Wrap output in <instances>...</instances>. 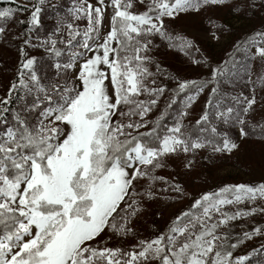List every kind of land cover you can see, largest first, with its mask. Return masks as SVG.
Masks as SVG:
<instances>
[{"label":"snow or ice","instance_id":"6c2138e0","mask_svg":"<svg viewBox=\"0 0 264 264\" xmlns=\"http://www.w3.org/2000/svg\"><path fill=\"white\" fill-rule=\"evenodd\" d=\"M223 2L96 0L94 5L79 0L69 10L73 22L57 13L51 36L36 44L30 35L23 40L16 77L0 97V264H246L264 251L261 245L233 257L240 244L264 235L261 227L245 231L235 243L228 232L220 231L241 218L264 214V207L258 206L225 211L228 206L264 203V183L204 192L153 237L138 239L128 250L108 246L114 238L136 236L132 225L144 202L158 199L152 182L168 183L155 175L167 166L166 157L209 146L228 153L239 147L226 136L219 145L205 137V133L221 136L212 115L224 124L239 125L242 138L249 135L245 116L257 103L255 95L232 97L241 107L221 109L220 101H213L217 87L211 89L196 121L200 135L193 138L182 122L195 95L186 97L185 110L174 125L162 124L181 93L195 88L198 95L208 83H218L217 77L227 71L224 67L212 70V81H178L165 110L155 121L147 119L168 91L166 86H155V79L153 86L145 83L155 75L146 64L150 57L144 55L152 43L148 38L159 35L172 41L165 18ZM45 3L37 0L31 9L0 8V38L7 22L23 11H30L26 30L30 34L40 24V5ZM137 5L145 11H132ZM83 20L87 21L83 27L74 23ZM179 39L181 49L191 46ZM257 41L264 45V32L256 33L248 44L256 46ZM29 47L44 50L55 69L54 79L45 82L39 58L29 56ZM256 56L264 60V46H257ZM249 82L253 83L251 75ZM256 87L264 89V76L254 82L253 91ZM14 101L20 102L18 108L11 107ZM213 107L214 114L208 111ZM258 127L264 136V125ZM141 180L149 181L143 192L137 191ZM167 190L177 193V199L187 196L179 183H168Z\"/></svg>","mask_w":264,"mask_h":264},{"label":"rangeland","instance_id":"374dc122","mask_svg":"<svg viewBox=\"0 0 264 264\" xmlns=\"http://www.w3.org/2000/svg\"><path fill=\"white\" fill-rule=\"evenodd\" d=\"M15 1L25 2V0ZM89 2L96 4V0H89ZM76 3H79V0H76ZM132 11L143 12L145 7L137 5ZM108 12L110 13L111 9H108ZM168 23L177 26L186 41L190 42L193 49L196 47L198 50H193L191 53L178 51L173 47H168L166 41L159 35L149 37L148 39H151L152 43L144 55L150 56V59L154 56L158 61L170 63L174 66L170 69L169 67L163 68L161 75H159V72H156L151 66L149 67V62H146L149 70L155 74L145 81L149 86H153L151 85L152 79L157 81L155 86H160L163 82L177 85L178 81H192L206 69L209 62H213L215 66L219 67L224 60L225 52L240 40L239 37L242 34L254 33L255 35L258 32H264V0H224L223 3L215 5L207 4L198 11L180 13L175 19L170 18ZM108 30L109 22L105 20L103 31L106 33ZM257 46L264 45L257 41L256 46L251 44L244 46L247 56L254 61L253 70L249 73L245 69L242 73H239V77H236L238 88L235 89L231 98L241 94L249 98L255 95L257 103L254 105L253 110L245 116V119L258 123L264 121V89L256 87L253 91V88L254 82L259 77L264 76V60L256 56ZM20 58L19 55L11 57L7 46L0 45V97L6 94L9 82L12 80L11 75ZM249 75H251L253 83L249 82ZM195 96V101L191 104V107L186 109L188 113L186 116L189 118L190 124L196 122L204 113L209 99L207 93L206 96L205 94ZM140 99H149V97L141 96ZM159 109V105L153 108L147 119L152 121L159 113ZM127 119L124 118L125 122H127ZM131 119L135 121L138 117L134 116ZM261 124L264 125V123ZM239 128L240 126L237 125L235 127L236 132H222L224 136L239 146L231 153L214 152L212 147L209 146L195 152L186 154L180 152L177 155L166 157L167 166L156 170V176L165 178L168 183H179L184 188L187 196L177 199V193L171 190L165 191L168 188V183L162 181L152 182L153 191L157 193L158 199L144 202L143 212L132 225L136 231V236L123 239L114 238L108 242V246L128 250L137 243L138 239L153 237L158 231L165 228L171 218L175 217L187 207L188 203L204 192L214 191L225 185L243 183L255 186L264 183V136L261 135L260 130V136L258 137L253 138L252 134L254 132H248L249 135L242 138ZM189 162H191L190 167H186L185 165ZM148 183L147 180H141L137 184L141 189L137 190L143 192ZM257 206L264 207V203L258 201L256 205L245 203L235 207L228 206L225 211L234 212L237 208L246 210ZM255 227L264 229V214L257 213L241 218L231 222L229 228L220 231L228 232L229 236L233 237L231 242L235 243V238L242 236L245 231H251ZM261 245H264V235L246 240L234 250L233 257L247 255L253 249H260ZM246 264H264V251L252 255L246 261Z\"/></svg>","mask_w":264,"mask_h":264},{"label":"trees","instance_id":"16d2710c","mask_svg":"<svg viewBox=\"0 0 264 264\" xmlns=\"http://www.w3.org/2000/svg\"><path fill=\"white\" fill-rule=\"evenodd\" d=\"M37 0H25L24 3L15 1V3H12L11 0H8V2H5V0H0V8H9V7H17L18 5H28V7L31 9L32 5L36 4ZM76 3V0H46V3L43 5H40L42 8V11L40 13V24L35 27V29L29 34L27 33V28L29 25L27 24V20L30 17V11H23L18 12L15 17L12 20H9L6 24V32L4 33L3 37L0 38V45L4 44L7 46L8 50L10 51L11 57H16V55L20 57L19 48L23 44V40L29 38V35L31 36V40L33 44L39 43L40 41L47 39L49 36L52 35V33L55 31L57 27V13H59L60 18L66 17L69 22H73L69 10L72 8L73 4ZM52 5H56L55 8L52 7ZM19 20H25V24L18 23ZM168 20L170 18H165V28L166 31L174 37L172 41H169L167 39H164L166 41V45L168 47H173L175 50L178 51H188L193 52V50H198V48L195 47L193 49L192 45L188 48L181 49V40L179 38H183L185 41V37L183 36L182 32L179 31L178 27L173 25H170L168 23ZM74 23L79 24L80 26L86 25L87 21H75ZM254 33L250 34H242L239 40L236 44H234L231 48H229L224 55V60L219 65V67L215 66L213 62H209L206 66V69L202 71L195 79L192 81H196L197 84H202L206 81H212V70L215 68L224 67L227 69L225 74L223 76L217 77V82L208 83L206 87H204L203 91L199 94H205L207 93V96H211V89L213 87H217V95L213 97L214 103L219 100L221 103V109H223L226 106H233V107H239V105H235L234 101L232 100L231 96L235 92V89L238 88L236 77H239V73H242L243 70L252 69V65L254 63L253 59L249 58L247 56L246 51L244 48L248 46V41L250 38H252ZM250 45V44H249ZM236 46V47H235ZM245 46V47H244ZM234 47V48H233ZM239 49V50H238ZM29 56H37L39 58V70L40 75L43 76L45 82L52 80L55 78V69L52 66V61L48 59L47 55L45 54L43 49H37V48H27L26 49ZM150 57V56H149ZM21 59V58H20ZM19 59V61H20ZM12 60V59H10ZM19 61H17V67L15 68L14 72L12 73V80L15 79L17 74V69L19 67ZM231 61L230 63H225ZM148 63V62H147ZM148 66L153 68L156 72H159V75H161V70L163 71V68L174 67L170 63H165L162 61H158L153 56ZM157 68H159V71H157ZM249 72V71H248ZM253 76V74H252ZM160 86H166L168 91L165 92L164 96L161 97V101L158 102V105L160 107L159 113L153 118L152 121H155L156 118L161 114L162 111L165 110L167 103L169 100L173 97V89L177 88V85L170 84V82L162 83ZM190 95H196V89L190 88L186 92L181 93L177 97V102L172 105L171 109H168V115L163 120L162 124L165 126H172L175 124L177 117L180 115L182 111L185 110V104L187 102L186 97ZM202 96V95H201ZM31 99V98H29ZM209 100V99H208ZM19 101H14L11 105L12 108H18ZM203 109V107H202ZM187 111V110H186ZM205 111V109H204ZM208 111L212 114L215 113L216 109L209 108ZM186 117V118H185ZM9 121L11 122V113L8 114ZM188 117H183V124L186 126V131H190L192 133L193 138L200 135L199 133V126L196 125V122L189 123ZM211 122L213 125H215L218 129V132L221 133L220 137H211L210 134L205 133V137L211 138L214 140V142H218V145L222 143V138L224 137L222 132H228V131H234L236 132L235 127L237 126L234 123L224 124L220 120L216 119L214 115L211 116ZM261 123H264V121L261 122H253L251 120L247 121L246 125V131L249 133L253 132V127H256V130L254 134H252V137H258L260 136V128L259 125H262ZM152 127V125H149V128ZM141 131H145V129H141ZM223 135V136H222ZM217 144V143H216ZM156 175V173H155ZM140 186L137 185V189L140 190ZM137 190V191H138ZM192 202L188 203V208L191 205ZM183 209V210H184Z\"/></svg>","mask_w":264,"mask_h":264}]
</instances>
